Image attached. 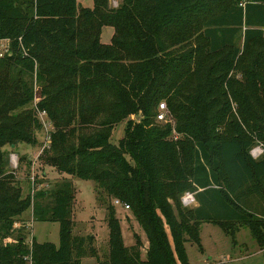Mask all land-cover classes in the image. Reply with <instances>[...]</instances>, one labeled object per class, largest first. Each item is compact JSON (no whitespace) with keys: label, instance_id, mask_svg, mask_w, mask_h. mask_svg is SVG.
Segmentation results:
<instances>
[{"label":"trees","instance_id":"1","mask_svg":"<svg viewBox=\"0 0 264 264\" xmlns=\"http://www.w3.org/2000/svg\"><path fill=\"white\" fill-rule=\"evenodd\" d=\"M111 11L99 19L78 0H0V40H9L0 57V264H82L92 238L73 234V177L94 181L97 202L105 195L127 204L148 241L142 259L140 237L125 245L108 205L109 251L97 264H189L185 244L202 250L203 222L233 238L246 226L263 250L264 209L258 214L245 202L264 201V153L251 155L254 139L237 120L230 133L217 128L230 117V92L254 109L236 77L251 45L258 48L248 73L262 83L264 99V0H207L206 9L201 0H122ZM104 25L114 27L109 44L100 40ZM34 72L38 111L55 126L44 161L63 176L46 207L35 199L48 192L22 197L3 149L37 143L42 123L26 108ZM161 100L182 138L173 140L171 123L157 120ZM258 111L264 122V104ZM124 119L115 144L110 131ZM187 192L197 202L190 210L181 206ZM31 205L35 220L58 222V244L34 237L28 244L14 227Z\"/></svg>","mask_w":264,"mask_h":264},{"label":"rangeland","instance_id":"2","mask_svg":"<svg viewBox=\"0 0 264 264\" xmlns=\"http://www.w3.org/2000/svg\"><path fill=\"white\" fill-rule=\"evenodd\" d=\"M82 7L88 6L94 9L95 15L99 19L108 18L113 14L111 10H115L122 5V0H78ZM203 8L206 9L207 0H201ZM216 5L221 3V0H215ZM114 33L112 25H104L100 40L104 44L111 42V37ZM236 46L242 47V35L236 37ZM9 46V40L0 41V50ZM258 46L251 45L250 51L243 53L239 58L240 72L237 73V78L242 81L244 90L246 91L250 102L254 109L249 110L244 106H240L243 102L238 94L232 95L229 93L231 103V114L228 120H224L217 128L223 134L230 133L232 126L230 122L237 120L243 127V130L254 139L252 146L253 150L262 148L261 140L264 136L263 119L259 113V108L264 104L262 97L263 85L255 74H249L248 70L253 71V62ZM202 57V56H201ZM205 58V57H202ZM200 59V58H199ZM264 70V62L262 65ZM29 83L35 93L34 100L26 106L35 110L37 117L39 116L38 109L41 96L39 95L41 82L38 81L36 73L28 78ZM165 102V100H161ZM160 101V102H161ZM98 107V109H101ZM46 120V126L36 131V144L19 143L16 148L6 144L4 150L6 152V167L8 171L14 173L15 178L19 182L22 197L28 194L32 197L37 192H51L54 185L63 180V176L58 175L55 169L45 163V152L49 150L50 134L55 130L52 120L48 113L41 116ZM131 120H138V116L131 115ZM172 126L170 136L173 140L182 138V134L176 132L175 120L171 117H166ZM127 119L115 124L110 131V141L118 143L119 139L124 135ZM165 122V120L160 121ZM190 148V147H189ZM186 148L181 152V160L183 164L189 163L191 149ZM264 152L254 155L259 158ZM130 161V157L125 155ZM69 178V177H68ZM71 183L74 187V199L72 204V221L73 234L78 236H91V241L86 242V255L82 258V264H97V260H103L109 251L108 246V227L106 223L107 206L115 207L116 216L119 218L123 242L125 245H131L135 242L133 236L136 233L141 239L142 259H145L146 248L148 241L144 231L141 229L138 222L135 220L131 209H126L123 205H114L113 198L103 196L101 202H97V192L95 191L94 181L88 179L72 178ZM49 192L46 196L37 197L36 203L47 206L51 204ZM190 192L185 193L181 197V206L184 210H190L197 206L195 200L184 202V198L190 195ZM34 200V202H35ZM173 203L172 200H169ZM247 202V203H246ZM246 206L263 214L264 202L259 203L255 197L247 199ZM50 206V205H49ZM260 206H263L260 208ZM33 219V220H32ZM14 227L24 234L26 242L29 244L32 237L38 242L50 241L58 244L59 242V224L52 221H38L33 217V205L26 209L21 215L16 218ZM200 242L202 250L197 244L187 242L185 244L186 253L189 264H264V251H261L257 242L252 237L249 229L246 226H241L233 238L225 233L223 229L214 223L203 222L200 226ZM177 264H180L179 262Z\"/></svg>","mask_w":264,"mask_h":264},{"label":"built area","instance_id":"3","mask_svg":"<svg viewBox=\"0 0 264 264\" xmlns=\"http://www.w3.org/2000/svg\"><path fill=\"white\" fill-rule=\"evenodd\" d=\"M2 40H4V39H2ZM7 40V39H6ZM1 41V40H0ZM9 51V46L7 47H5L3 50H0V57H2L5 53H7ZM157 115H156V117H157V120H159V121H163V120H166V117H167V114H168V110H167V108H166V105H165V103L164 102H160L159 104H158V109H157ZM45 113H46V111L45 110H40V112H39V119H40V121H41V123H42V125H44V126H46L47 124H46V120H44L41 116H42V114L43 115H45ZM260 151L261 152H264V148L262 147V148H260L259 150H253L252 151V149H251V155L254 157V155H258V153H260ZM194 200V197H193V194L191 193L190 195H188V197L187 198H184V202H190V200ZM113 204L114 205H123L126 209H128L129 208V206L127 205V204H123L122 202H120L118 199H113Z\"/></svg>","mask_w":264,"mask_h":264},{"label":"crops","instance_id":"4","mask_svg":"<svg viewBox=\"0 0 264 264\" xmlns=\"http://www.w3.org/2000/svg\"><path fill=\"white\" fill-rule=\"evenodd\" d=\"M251 197H252V198H253V197H255V198H256V200H257L259 203H262V202H264V201H262V200H259V198H258L257 196H251ZM32 220H33V219H32ZM53 243H54V242H53ZM55 244H56V243H55ZM261 251H264V249H263V250L261 249Z\"/></svg>","mask_w":264,"mask_h":264},{"label":"water","instance_id":"5","mask_svg":"<svg viewBox=\"0 0 264 264\" xmlns=\"http://www.w3.org/2000/svg\"><path fill=\"white\" fill-rule=\"evenodd\" d=\"M138 118H139V116H138Z\"/></svg>","mask_w":264,"mask_h":264}]
</instances>
